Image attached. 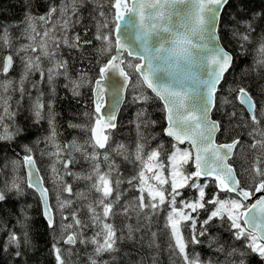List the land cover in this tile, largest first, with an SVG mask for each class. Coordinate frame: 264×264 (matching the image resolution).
Instances as JSON below:
<instances>
[{
  "label": "snow or ice",
  "instance_id": "6c2138e0",
  "mask_svg": "<svg viewBox=\"0 0 264 264\" xmlns=\"http://www.w3.org/2000/svg\"><path fill=\"white\" fill-rule=\"evenodd\" d=\"M84 2L65 0L45 15H27L24 33L28 43L16 53H25L21 57L23 71L18 85L8 79L0 81L4 93L13 87L23 97L29 77L39 72L40 82L46 80L53 93L60 76L69 80L66 87L70 86L74 96H79V89L85 86L91 92L92 106L83 113L85 122L69 123V127L86 134L83 143L76 139L59 143L51 101L46 105L43 93L38 92L32 102L37 123L44 118L45 108L49 110V135L37 143H44L41 155L51 161L49 181L55 190V208L49 203L51 190L45 186L31 147L25 146L22 166L27 172V187L40 196L50 229L57 228L55 213L60 216V235L53 244L56 264H68L64 255H71L77 244H91L94 256H89V264H98L95 257L116 251L117 241L124 238L118 236L111 222L115 217H136V228L126 225L131 239L141 221L151 222L161 211L167 213L164 227L171 241L169 247L182 264H204L199 255H190L188 248L203 243L200 237L208 234L209 226L216 220L227 223L233 238L244 242L239 250L226 251L223 245L215 249L225 254L224 264H245V250L264 261V104H258L250 90L242 85L222 88L234 66V56L221 43L220 35L222 13L229 0H88L94 5L91 27H84V37L79 33L69 36V31L81 22L79 6ZM93 28L91 38H85ZM251 31L254 28L248 23L246 31L233 33L241 41L242 52ZM0 42L9 45L7 30L0 36ZM89 45L98 54L96 76L81 71L77 79H71L68 62L58 56L61 46L75 49L83 58ZM257 52L255 67L264 69V37ZM42 60L49 62L46 72L41 66ZM13 63V55L4 56L0 60V75L7 77ZM31 83L33 88L37 87V82ZM130 87L139 92L134 101L146 103L150 97L144 89H148L162 102L166 122L163 134L173 141L169 149L163 143L149 147V136L144 130L156 121L149 120L144 110L137 113L135 121L138 139L134 151L130 153L122 143L111 145L113 130L117 128L116 105L102 111L105 89L111 90L118 102V94ZM222 91L227 94L220 95ZM10 99L0 95V109L4 114L14 115L10 113ZM224 106H230V110L224 111L229 120L239 114L244 123L238 126L248 129L250 142L236 135L230 141L217 143V134H227L228 128L223 121L213 119L212 114ZM3 118L0 116V122ZM18 133L19 129L10 132L4 128L0 140H11ZM185 144L187 147H180ZM77 153L88 164L86 171H72L78 162ZM113 153L136 165L131 177L118 174ZM236 158L240 159L239 167ZM20 163L13 162L14 166ZM189 165L193 171H188ZM68 176L74 181H85L86 189L74 192L73 185L65 179ZM201 180L205 182L201 184ZM209 181L214 182L216 192L206 198ZM124 183L138 195L122 203L124 191L120 186ZM186 187L195 189L198 197L181 200L177 206V197L182 195L180 190ZM10 188L21 190L15 179ZM221 192L228 194L226 198L220 196ZM4 199L0 192V201ZM78 200L82 203L77 204ZM84 208L87 219L80 216ZM200 210L208 212L202 221ZM185 227L191 229L190 239L184 234ZM88 228L94 230L91 237L85 234ZM156 235L152 233L153 238ZM9 242L20 247L21 242L14 233ZM27 242L25 233L24 243ZM61 242L67 248L58 247ZM215 242L210 240L209 247ZM237 251L241 257L238 261L228 259ZM16 255H20L19 251Z\"/></svg>",
  "mask_w": 264,
  "mask_h": 264
},
{
  "label": "trees",
  "instance_id": "16d2710c",
  "mask_svg": "<svg viewBox=\"0 0 264 264\" xmlns=\"http://www.w3.org/2000/svg\"><path fill=\"white\" fill-rule=\"evenodd\" d=\"M61 1L0 0V36L4 34L5 30H8L7 32L18 30L20 28L19 25L25 21L27 15H45L51 7L56 6ZM93 8L94 5L88 0H85L79 6L78 14L81 17V22L69 31V36L79 33L84 37V27H91ZM248 23L252 24L254 31L249 33L250 40L245 43V50L242 52L240 49L241 41L233 33L237 30L246 31ZM94 30L93 28L85 38L90 39ZM220 35L222 37L221 43L234 56V66L230 69V73L227 74V82L223 84L222 88L226 90L234 84L242 85L250 90L258 104H264V69L255 67V62L258 58L257 49L261 42V37H264V0H230L229 5L225 7L222 13ZM8 53H10V50L1 51L0 46V56ZM97 55L90 45L87 46V52L83 58L80 52L63 46H61L58 53L59 57L68 62V75L71 79H77L78 73L81 71H88L91 76H96L98 72ZM66 85H69L68 79L62 76L56 79L54 97H52V114L55 117L57 137L60 142L64 143L73 139L83 143L86 134L78 128L69 127V123L80 124L85 122L86 118L83 113L86 109L91 110V92L89 87L85 86L79 89L81 93L79 96H74L70 86L66 87ZM144 90L146 95L150 96L146 103L139 102L131 105L130 99L128 96L126 97L117 128L113 131L110 142L121 141L126 143L129 139L138 137L134 128V125H136L133 120L135 113L128 118L126 113L129 112L127 114L129 115L135 108L137 109L140 106L149 120L156 121L154 126L150 125L144 130L145 134L149 136V139L154 135L153 143L155 146L163 143L167 150L173 142L163 135L165 126L163 107L157 98L148 90ZM44 92L43 99H45L47 94V91L44 90ZM226 94L225 91H222L220 95ZM14 95L17 96L16 90L12 96ZM19 103L22 108L18 107V104L15 106V109L19 108V110L14 119L9 122L10 132H15L19 129V133L13 136L11 140H0V192H3L5 196V199L0 201V264H56L53 244L57 243L60 235L57 215L55 214L57 228L54 231L48 227L43 218L41 203L37 194L26 185L22 166L25 146L31 147L41 176L46 179L43 160L46 155L40 157L36 146L40 145L44 149V143L37 142L43 141L49 134L46 128L47 123L45 118L38 123L32 119L29 104L25 99H22ZM225 110H230V106H224L220 111L214 110L212 114L213 119L223 121L225 127L228 128L227 134L217 135V142L230 141L236 135H239L246 143L250 142L247 136L248 129L238 126L244 123L243 120H240L239 114L229 120L224 115ZM245 119H247L246 115ZM251 159L252 157L249 156V161ZM14 161L21 162L19 164V173L22 183L20 184L21 190L19 192L15 189H9L8 183L10 180L6 174L10 167L14 165ZM79 163L83 164V161L78 160L75 167H73L74 170H80ZM239 164L240 159L236 158V166L239 167ZM188 168L190 171L194 170L191 165ZM240 178L245 180L244 176ZM76 183L80 185V181ZM84 183L85 181H82L80 187L85 188ZM45 186L49 188L47 183ZM205 191L206 198L216 192L214 182L209 181V186ZM181 193V198L189 196L187 198L192 199L196 196L192 192V195H189V191L186 188ZM227 195L226 193H220L222 198H226ZM51 198L50 203L52 202ZM208 207L211 208V205H208ZM166 214V211H161L158 216L153 217L151 222L141 221L139 230L134 232L131 239L128 238L129 233L126 225L136 228L138 223L136 217L134 215L130 219L124 216L115 217L111 222L115 224L118 236L123 235L124 238L117 241L116 251L106 252L102 256L95 257L98 264H182V261L169 247L171 241L164 227ZM207 215L208 212L206 210H200L199 219L202 221ZM80 216L85 219L87 216L86 208L81 209ZM183 231L185 236L190 239L191 229L185 227ZM153 232L157 234L155 238L152 236ZM13 233L17 235L21 242L19 248L9 242L10 235ZM25 233H27V243H24ZM86 236L91 237L92 235L86 234ZM200 239L203 243L189 245L188 251L190 255H199L204 264H224L225 254L215 251V249L223 245L226 251H230L232 248L239 250L244 243L243 241L235 240L228 230L227 223L221 224L219 220L214 221L209 226L208 234L200 237ZM212 239L216 242L209 247V241ZM57 246L62 250L67 248L62 242L57 244ZM17 251L20 253L19 256L16 255ZM245 252L246 255L243 257L245 264H263L259 257L248 253L247 250ZM90 255L94 256L91 244H77L74 253L71 255L65 253L64 259L68 264H88L89 262L86 259ZM240 258L239 251H237L234 257L228 259L238 261Z\"/></svg>",
  "mask_w": 264,
  "mask_h": 264
},
{
  "label": "rangeland",
  "instance_id": "374dc122",
  "mask_svg": "<svg viewBox=\"0 0 264 264\" xmlns=\"http://www.w3.org/2000/svg\"><path fill=\"white\" fill-rule=\"evenodd\" d=\"M64 2H65V0H62L61 2H59L54 7L59 8L61 6V4L64 3ZM35 17H38V16H35ZM37 23H39V22H37ZM19 26H20V28L18 30H12V31L10 30L9 32H7L8 33V39H9V45L8 46H5L3 44V42H0L1 51H5L6 49L10 50V53H8V54L13 55V59H14V64H13V67H12V71L7 75V77H5L3 75H0V81L8 79V80L13 81L14 85H18L21 72L23 71V63H22L21 57H23L25 55V53H23V52H20L19 54H16L17 50L20 49L21 46H23V45L28 43V40L26 39L25 33H24L25 23L22 22ZM4 56H5V54L0 56V60H2V58ZM41 66L46 72V69L49 67V62L47 60H42ZM40 80H41L40 73L39 72H34L29 77V81H27L26 84H25L26 93H25V95L23 97H21V94H20V92L18 90H16L17 96H15V95L12 96L14 94V92H15L13 87H10L7 93H4L3 90L0 89V95L10 96L11 97V99L9 100L10 113H12V114L15 113L14 115L4 114L2 109H0V116L4 117L3 121L0 122V123L3 124V127H0V132H3L4 128H7L8 131H10L9 122L14 119V116H16V113L18 112L19 108L15 109V106L18 104L17 106L20 107V103L19 102L22 99H25L27 101V103L29 104V109L31 110L30 114H31L32 119L34 121H35V118H34L33 111H32V102L35 99V97L38 95V92H42L43 93V97H44V95H45L44 90L47 91L46 97L44 99L46 105H47L48 101H51V103L53 102L52 97H54V93L51 90V86H49V84L46 82V80L44 82H40ZM31 82H37V87L33 88ZM144 92H145V90H144ZM145 94H146V92H145ZM136 95H139V92L138 91H134L131 87L127 90V96L130 99L131 105H135V104H138L140 102V101H134L133 97L136 96ZM20 108H22V107H20ZM141 110H143V109H141V107L139 106V108H137V109L135 108V110H133V112L130 113L129 115H127L129 113V112H127L126 113V117L128 118L131 115H134V113H135V115L133 116V120H134V123H135V121L137 120V113L139 111H141ZM51 113H52V107H51ZM48 114H49V110L46 107L45 108V113H44V118L46 119L45 121L47 123V126H46L47 133L50 132V127H49V123H48ZM134 128H135V130L137 132L136 125H134ZM56 138L59 141L58 137H56ZM137 139H138V137L137 138H131L126 143L125 142L123 143L121 141H114V142H112V143L110 142V143H111V145L113 147L115 146L116 143L125 144L128 147L129 152L131 153L135 149V143H136ZM71 141H68L66 143H69ZM60 143L66 144L64 142H60ZM36 147L38 148L39 156L42 157V155H41L42 147L40 145H37ZM149 147H156L155 144L153 143V139H149ZM180 147L181 148H185L187 146H180ZM44 148H45V145H44ZM89 151H90V149H89ZM76 155H77V157H79V153H77ZM112 159H113L114 163L117 165L118 174L121 177L129 178L135 173L136 165L133 162L125 160L123 157L117 156L114 153L112 154ZM43 160H44V164H45L44 165L45 178H46L45 181L48 184L49 189L51 190L50 191V197H52L51 198V200H52L51 203L53 204V206L55 208V204H56L55 190L53 189L52 183L49 181V176H50V167L49 166L51 164V161L48 158V156H46V158H43ZM78 160H82V159H78ZM73 167H75V165L72 166V171L73 172H82V171H86L88 169V164L85 161H83V164L79 163L80 170H78V171L74 170ZM19 170H20L19 164L15 165V166L13 165V166L10 167L9 171L6 173L8 178H9V180H10V182L8 183L9 184V189H11L10 188V184L13 181V179H15L19 184L22 183V178L20 176ZM104 170H107V169L104 168ZM188 171H190L189 168H188ZM65 179L67 180L68 183H71L72 185L74 184V187H73L74 192L86 189V182L84 183L85 188H82V187H80L82 181H80V185H79L78 183H76L77 181H74L73 177H71V176H69L68 178L65 177ZM204 182L205 181H200L201 184H203ZM120 187H121V190L124 191V196L122 198V203L125 200H131L134 196L138 195V193H136L127 183L121 184ZM186 189H187V191H189V195H192L191 194V192H192V193H195L196 196L194 198H192V199L191 198H187L189 196H187L185 198L177 197V206H179V202L181 200H193V199H196L198 197V193L196 192L195 189H193L191 187H186ZM180 191L182 192L183 189H181ZM65 195H67V194H65ZM76 203L80 204L82 202L78 200ZM80 213H81V211H80ZM55 214L57 215L58 226H59L60 216H59L58 213H55ZM85 219H87V216L85 217ZM93 231H94L93 229L90 228V230H89V228H88V229L85 230V233L89 234V235H93ZM86 252H87V250H86ZM73 253H74V251H73ZM86 261L89 262V259H86Z\"/></svg>",
  "mask_w": 264,
  "mask_h": 264
},
{
  "label": "water",
  "instance_id": "95a60500",
  "mask_svg": "<svg viewBox=\"0 0 264 264\" xmlns=\"http://www.w3.org/2000/svg\"><path fill=\"white\" fill-rule=\"evenodd\" d=\"M230 1V0H229ZM7 55H9V54H7ZM6 56V55H5ZM12 69V68H11ZM11 69H10V71H11ZM9 71V72H10ZM115 79L117 80V81H119V77H115ZM128 90V89H127ZM127 90H123L122 92H120L119 94H118V96H119V100H118V102H117V97L116 96H114L113 95V93H112V91L111 90H109L108 88H106L105 89V91H106V95H105V97H104V109H102V111H104V110H106V109H108L109 107H111L113 104H115L116 105V117H117V119H116V123H118V119H119V116H120V113H121V110H122V108H123V105H124V103H125V100H126V94H127ZM148 90V89H147ZM150 93H151V90H148ZM152 94V93H151ZM153 95V94H152ZM154 96V95H153ZM155 97V96H154ZM156 98V97H155ZM158 99V98H157ZM159 100V99H158ZM160 101V100H159ZM160 103H161V105H162V102L160 101ZM163 106V105H162ZM166 127V122H165V126H164V128ZM163 128V129H164ZM113 131H115V130H113ZM164 135V134H163ZM218 135V134H217ZM164 137L165 138H167V139H169V140H171V138L170 137H167V136H165L164 135ZM216 140H217V137H216ZM172 141V140H171ZM173 142V141H172ZM218 143V142H217ZM180 146H187L186 144L185 145H180ZM24 174H25V180H26V184H27V172H26V169H24ZM201 181H204V180H201ZM31 189V188H30ZM33 190V189H32ZM34 191V190H33ZM35 192V191H34ZM36 194H37V196H38V198H39V200H40V203H41V199H40V196H39V194L37 193V192H35ZM221 193H224V192H221ZM49 203H50V199H49ZM41 208H42V215H43V218H44V220L46 221V219H45V217H44V210H43V204L41 203ZM46 223H47V221H46ZM263 264H264V261H263Z\"/></svg>",
  "mask_w": 264,
  "mask_h": 264
}]
</instances>
